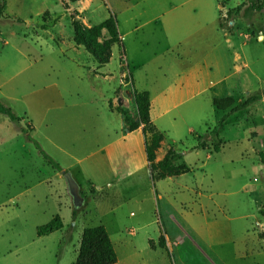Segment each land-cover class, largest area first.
<instances>
[{
  "label": "rangeland",
  "instance_id": "374dc122",
  "mask_svg": "<svg viewBox=\"0 0 264 264\" xmlns=\"http://www.w3.org/2000/svg\"><path fill=\"white\" fill-rule=\"evenodd\" d=\"M246 1L6 0L0 20V100L23 126L32 122L30 134L49 156L68 165L69 156H87L111 141L96 131L102 121L89 123L102 111L91 88L99 93L111 85L112 109L124 123V116L136 121L132 74L136 89L151 91L154 125L165 133L154 162L173 147L189 171L152 181L138 132L119 142L133 150L130 168L121 153L112 162L101 153L82 160L78 169L90 182L79 171L52 169L23 134L15 138L20 132L0 114V264H73L82 229L98 224L108 231L119 264H178L179 253L183 264H264L257 239L264 231L259 213L264 206V97L229 113L218 131L219 151L211 149L218 138L208 135L228 112L216 110L209 99L231 96L235 104L264 91V8L243 18L235 8ZM172 5L177 7L157 22L159 8ZM109 15L117 20L122 42V47L112 46L106 67L115 78L84 77L74 63L93 75L96 62L72 42L70 16L89 26ZM204 56L218 59L220 74L243 69L183 101L215 77L198 72ZM245 61L250 65L242 66ZM184 71L187 86L178 89ZM237 81L242 88L234 86ZM228 86L234 88L227 91ZM79 95L89 103H75ZM53 101L56 106L65 101V106L58 110ZM194 134L208 139L205 149H192ZM118 147L112 144L108 150ZM66 171L79 184L76 203L67 189ZM55 215L61 228L37 236V226ZM184 218L215 245L222 260ZM176 239L183 242L174 243ZM238 253L243 256L237 258Z\"/></svg>",
  "mask_w": 264,
  "mask_h": 264
},
{
  "label": "trees",
  "instance_id": "16d2710c",
  "mask_svg": "<svg viewBox=\"0 0 264 264\" xmlns=\"http://www.w3.org/2000/svg\"><path fill=\"white\" fill-rule=\"evenodd\" d=\"M5 6L6 0H0V20L3 17ZM263 8L264 0H247L246 3L237 5L235 9L241 11V16L243 18H250L254 13L261 12ZM225 14L227 16L230 15L231 10H227ZM18 22H21V20H18ZM70 26L72 29V42L74 45L82 46L84 48V50L96 62V67L93 72L101 74L97 69L104 67L109 63L112 46L117 44L119 47H122L115 16L109 15L99 23L89 26L84 25L81 21L70 16ZM219 26H221L220 23ZM104 32L106 36L103 35ZM53 42L58 44V41L55 38L53 39ZM129 76L132 85L131 75L129 74ZM263 97L264 91L255 92L253 94L249 93L241 101L235 104L231 96L214 97L211 100L212 106L216 110H228V112L219 118L216 126L208 132V135H214L218 138L219 128L223 125V122L228 117L229 113L246 109ZM132 99L136 110L137 120L131 121L124 116V128L126 131H132L141 126L145 157L149 166L151 180L157 181L166 177L179 176L187 173L189 168L181 161V154L175 151L173 147H169L166 150L161 160L154 162L155 150L163 140V134L151 121L149 92L146 90L138 91L132 87ZM0 114L5 115L9 121L16 126L17 131L22 133L28 142L32 143L39 155L52 169L56 171L62 170L59 163L49 156L42 149L41 145L31 136L30 131L32 127L30 125L23 126L20 123L21 118L1 100ZM194 137L197 141L192 149H205L207 147L208 139L205 138V136H196L194 134ZM211 146L212 151H219L220 139L218 138L216 141H213ZM259 213L264 219V206H262ZM61 226L62 224L59 220V216L55 215L47 223L37 226L36 235L43 236L52 233L61 228ZM257 237L262 241L261 248L264 251V231H259ZM159 245L161 247L163 246L161 243ZM115 261L116 252L104 225L98 224L83 228L79 240L77 255L73 264H113Z\"/></svg>",
  "mask_w": 264,
  "mask_h": 264
},
{
  "label": "crops",
  "instance_id": "0c3cea01",
  "mask_svg": "<svg viewBox=\"0 0 264 264\" xmlns=\"http://www.w3.org/2000/svg\"><path fill=\"white\" fill-rule=\"evenodd\" d=\"M176 7L177 6H175V5H172V6L168 7V8H161L160 7L159 10H158V17H157L156 21L158 22V18L162 20L164 18L165 14L169 13L170 11H172ZM223 29H225V28H223ZM228 53H229V51H228ZM109 65H110V60H109V63H107L104 67H101V68L97 69V71L100 72L101 74H96V73L93 72V75H92V73H90L87 68H85L84 66H80V65L74 63V66L80 69L78 72H80L82 74V76L88 77V78H91V79L94 78L95 80L103 79V77H109L111 79L115 78L114 76H110L108 74V72H107L106 67H108ZM243 65H244V67H245V65L249 66L250 63L249 62L246 63V61H245L242 64V66ZM198 68H199L198 72L200 74H202V72H206L210 77H213V76H215V77H214V79L212 78V80L209 81L199 92H197L196 94L188 95L183 101L195 99L198 95H200L202 93H205L207 91H210L212 88L216 87L217 85L222 84L223 82H226L231 77H234V75L239 74L240 71L243 69V67H241V66L240 67H235V68H232L230 70V72L225 74V75L222 74V73L220 74V73H218V71H219V61H218V59L216 60V58L214 59V58H210L208 56H204L203 58L200 59V62H198ZM185 74H186L185 71L182 72L180 78L177 79L178 89H180V88L182 89V87L184 88L185 86H187V79H186V75ZM131 79H132V85L131 86L136 89V87L134 85V82H133V77H131ZM236 85L240 86L239 81H237L234 86H236ZM107 86H108L107 89H105V90H103L102 92H99V93L96 92L95 88H91V86H90L91 89H94L93 93L95 94V98L97 100L99 99V101L102 103V111H101L100 115H96L93 118L91 117L92 120H89V123H90V125L91 124H99L102 121L104 126L100 127L98 125L96 131L101 133L104 137L106 136V137L110 138L111 141L108 142L105 145H97L96 149L94 151L90 152L87 156H91L94 153L95 154L101 153L104 156L103 157L104 160H107L108 162H112L111 159L113 160V158H115L116 154L121 153V156L126 161L124 164L126 165L127 168H130L131 167L130 166V161L132 159L133 150L127 144H123L124 142L122 141V139L124 140V137H125V140H126L129 137L137 134L138 132H141L142 137H143V134H142V131H141L140 127H138L137 129H134L132 131H126L125 130L124 121H123V118H122L121 114L118 113L115 109H112V107L110 106L112 104L113 100L108 95L110 94L109 92H110V90L113 87L111 85H108V84H107ZM234 86H228L227 87V91H229L230 89L234 88ZM138 91H143V90H138ZM146 91L149 92L150 118H151L152 123L154 124L156 121H155L154 111H153L154 110L153 97L151 95V91L150 90L147 89ZM57 95L59 96V94H57ZM77 97H78V99L75 101V103H78L79 101H80V103L82 105H85L86 103H89V101H88L89 99H85L83 96L81 97L80 95L77 96ZM213 98H211L209 100H212ZM55 102H57V101H53V103H55ZM177 104H179V103H177ZM177 104H175L174 106H176ZM64 106H65V101L63 103H60V105H57V106H56V103L53 104V107L57 108L58 110H61ZM174 106H172V107H174ZM171 108L165 110L164 112L165 113L168 112ZM1 119H3V118H1ZM31 124H32V122L28 123V125H30V126H31ZM90 125H89V127H90ZM92 128L94 129V125L92 126ZM163 134H165V133H163ZM21 136H22V133L21 134L19 133V134H17L15 136V138L19 139V137H21ZM119 142H123V143H119ZM116 143L119 146L118 148H110L108 150L109 147H112V144H116ZM109 145H111V146H109ZM26 150H28V149H26ZM62 151L65 152L64 150H62ZM65 153L68 154L69 152H65ZM87 156H84V157H81V158H77V159L74 158V157L69 156L70 159H71V163H69L68 165H63V166L60 165V164L59 165L62 168L68 169L69 171L75 170V171H79L80 172L82 169L80 168V170H79L78 167H80V164L82 163V160L85 159ZM118 156H120V154H118ZM97 163H99V161L96 159L94 164L96 165ZM114 165H116V163ZM69 171H66V172H69ZM80 174L82 175L83 178H85L86 180L91 182L90 178L88 176H86L83 173V171L80 172ZM172 177H177V176H172ZM122 179H125V178L123 177ZM153 198H154V195H153ZM164 203H163L164 210H166V213L164 215L167 216L168 202L164 201ZM204 216L207 217L206 215H204ZM184 219L186 220V222H188L186 218H184ZM164 221L166 223L167 229L170 230L171 226L169 224H167L169 221L165 220V218H164ZM188 224L193 229L192 231L194 232V234L206 244L207 248L210 249L220 260H222V258L220 257V255L218 254V252L215 249V245H213L212 242H210L208 239H206L205 236L201 233L200 230H196V228H194L189 222H188ZM257 239H258V237H257ZM119 240H121V235L120 234L118 235L117 241H119ZM258 240L260 241V244L262 245V241L260 239H258ZM182 242H183L182 239H179V240L176 239V242H174V243L181 244ZM113 246H114V244H113ZM148 247H149V245H148ZM153 251H159L160 252L162 250H153ZM200 252H201V250H200ZM200 256L205 261L209 262L208 258L205 255H203V254L201 255L200 254ZM242 256H243V254H240V253H238L236 255L237 258H241ZM177 258L179 259L178 264H183L182 261L180 260L181 259L180 258V253L178 254ZM113 264H119V259H117V256H116V261Z\"/></svg>",
  "mask_w": 264,
  "mask_h": 264
},
{
  "label": "water",
  "instance_id": "95a60500",
  "mask_svg": "<svg viewBox=\"0 0 264 264\" xmlns=\"http://www.w3.org/2000/svg\"><path fill=\"white\" fill-rule=\"evenodd\" d=\"M63 176L65 178L67 189L69 194L71 195L73 201L76 203L79 200V185L73 178L70 172H63Z\"/></svg>",
  "mask_w": 264,
  "mask_h": 264
},
{
  "label": "bare ground",
  "instance_id": "6f19581e",
  "mask_svg": "<svg viewBox=\"0 0 264 264\" xmlns=\"http://www.w3.org/2000/svg\"><path fill=\"white\" fill-rule=\"evenodd\" d=\"M259 39H261V37L259 36Z\"/></svg>",
  "mask_w": 264,
  "mask_h": 264
},
{
  "label": "built area",
  "instance_id": "2783aa9c",
  "mask_svg": "<svg viewBox=\"0 0 264 264\" xmlns=\"http://www.w3.org/2000/svg\"><path fill=\"white\" fill-rule=\"evenodd\" d=\"M262 37V36H261ZM259 39V38H258Z\"/></svg>",
  "mask_w": 264,
  "mask_h": 264
}]
</instances>
